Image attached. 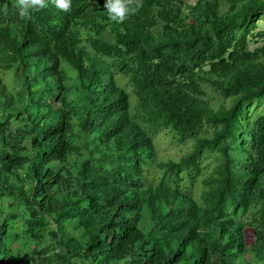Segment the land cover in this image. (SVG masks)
<instances>
[{
  "label": "trees",
  "instance_id": "16d2710c",
  "mask_svg": "<svg viewBox=\"0 0 264 264\" xmlns=\"http://www.w3.org/2000/svg\"><path fill=\"white\" fill-rule=\"evenodd\" d=\"M104 3L0 0V264H264V0Z\"/></svg>",
  "mask_w": 264,
  "mask_h": 264
},
{
  "label": "rangeland",
  "instance_id": "374dc122",
  "mask_svg": "<svg viewBox=\"0 0 264 264\" xmlns=\"http://www.w3.org/2000/svg\"><path fill=\"white\" fill-rule=\"evenodd\" d=\"M255 34L253 37L249 38V48L253 49L255 47H259L264 44V15L260 17L256 29L253 31ZM257 33H260L257 35ZM4 79L11 78V75L9 73H4ZM124 83V80L121 79L120 84ZM127 90L129 89L126 87ZM251 109H253V112L255 115H261L264 116V99L262 100H254L251 102L250 105ZM156 147L158 151V158L159 159H178L182 154H184L188 148L186 146H181L177 143H174L171 140V136L168 131L162 130L158 133L156 139ZM211 160L206 161L205 165L207 166V170L209 171L211 168V164L209 165ZM157 172H155L156 174ZM197 184L195 186V190H199L200 187ZM61 264V263H57Z\"/></svg>",
  "mask_w": 264,
  "mask_h": 264
},
{
  "label": "clouds",
  "instance_id": "9594fccd",
  "mask_svg": "<svg viewBox=\"0 0 264 264\" xmlns=\"http://www.w3.org/2000/svg\"><path fill=\"white\" fill-rule=\"evenodd\" d=\"M19 14L22 17L30 18L32 12L43 9L47 6V0H18ZM57 8L67 12L71 5V0H55ZM104 7L111 20L116 22L124 21L127 16L134 11L126 6L125 0H105ZM139 7V4H137Z\"/></svg>",
  "mask_w": 264,
  "mask_h": 264
}]
</instances>
